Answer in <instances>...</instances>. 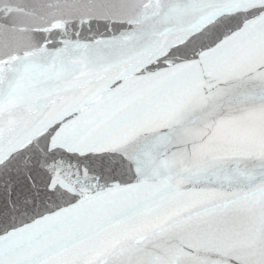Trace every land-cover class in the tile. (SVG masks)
Listing matches in <instances>:
<instances>
[{
    "label": "snow or ice",
    "instance_id": "6c2138e0",
    "mask_svg": "<svg viewBox=\"0 0 264 264\" xmlns=\"http://www.w3.org/2000/svg\"><path fill=\"white\" fill-rule=\"evenodd\" d=\"M0 264H264V0H0Z\"/></svg>",
    "mask_w": 264,
    "mask_h": 264
}]
</instances>
